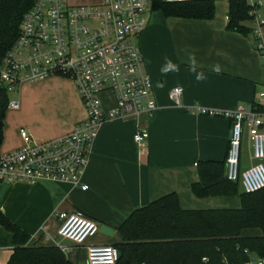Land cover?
Wrapping results in <instances>:
<instances>
[{
  "label": "crops",
  "instance_id": "0c3cea01",
  "mask_svg": "<svg viewBox=\"0 0 264 264\" xmlns=\"http://www.w3.org/2000/svg\"><path fill=\"white\" fill-rule=\"evenodd\" d=\"M67 2L97 5L102 0ZM248 2L255 7L254 18L244 23L251 30L248 35L227 30L228 0L216 1L213 20L168 18L160 10L149 11L147 27L137 44L153 85L155 113L106 123L79 186L53 180L0 182V207L31 235L30 245L57 246L71 264H87V246L121 243V223L135 209L165 195L177 194L184 210L240 208L238 196L201 198L193 193L199 163L226 161L231 121L189 109L233 111L254 103L264 106V98L259 97L264 92V56L258 47H264V0ZM176 87L183 90L180 106L170 97ZM99 97L104 110L116 107L111 91ZM10 99L19 108L6 112L1 156L24 145L21 129L40 143L71 133L89 116L76 84L59 76L24 83ZM142 127L149 138L139 145L134 137ZM254 163L253 147L245 133L241 167L248 169ZM239 189L243 192L241 186ZM76 211L100 227L84 245L59 235L62 221L57 213ZM243 235L260 236L262 231L250 229ZM12 241V233L0 225V264L8 263ZM258 260L254 255L251 261Z\"/></svg>",
  "mask_w": 264,
  "mask_h": 264
},
{
  "label": "built area",
  "instance_id": "2783aa9c",
  "mask_svg": "<svg viewBox=\"0 0 264 264\" xmlns=\"http://www.w3.org/2000/svg\"><path fill=\"white\" fill-rule=\"evenodd\" d=\"M151 0H102L97 5H70L67 0H35L24 15L20 35L0 68L1 81L10 94L22 84H33L59 76L73 81L88 111V119L58 139L35 142L25 129L19 131L24 145L0 157V182L34 184L41 180L81 185V176L102 127L111 121L131 117H151L157 110L153 85L145 70V60L134 41L146 29ZM259 21V20H258ZM264 56V47L259 44ZM111 91L116 107L104 110L100 94ZM183 90L170 92L181 105ZM264 98V92L259 94ZM9 108L19 103L10 101ZM201 115L231 121L226 156V177L239 183L243 192L264 189V106L254 103L233 111L189 109ZM247 133L255 161L241 167L243 137ZM149 132L142 127L135 142L143 144ZM83 190L87 186L82 187ZM62 225L59 235L76 245H84L99 232V225L82 212L57 213ZM119 251L113 245L87 246V264H118ZM247 264H264V259Z\"/></svg>",
  "mask_w": 264,
  "mask_h": 264
},
{
  "label": "trees",
  "instance_id": "16d2710c",
  "mask_svg": "<svg viewBox=\"0 0 264 264\" xmlns=\"http://www.w3.org/2000/svg\"><path fill=\"white\" fill-rule=\"evenodd\" d=\"M217 0H151L152 11L168 18L213 20ZM35 0H0V68L19 38L24 15ZM227 30L248 35L244 26L254 18L248 0H228ZM8 86L0 77V150L9 108ZM1 157V155H0ZM199 180L192 185L197 197L238 196L239 209L184 210L177 194L165 195L135 209L120 225L118 264H247L254 255L264 259V189L241 192L239 183L226 177L225 162L198 164ZM0 225L13 235L7 264H71L57 246L30 245L31 235L14 224L0 207ZM259 229L260 236H244Z\"/></svg>",
  "mask_w": 264,
  "mask_h": 264
},
{
  "label": "water",
  "instance_id": "95a60500",
  "mask_svg": "<svg viewBox=\"0 0 264 264\" xmlns=\"http://www.w3.org/2000/svg\"><path fill=\"white\" fill-rule=\"evenodd\" d=\"M164 1H166V2H175V1H183V0H164ZM105 228H107V227H105Z\"/></svg>",
  "mask_w": 264,
  "mask_h": 264
},
{
  "label": "rangeland",
  "instance_id": "374dc122",
  "mask_svg": "<svg viewBox=\"0 0 264 264\" xmlns=\"http://www.w3.org/2000/svg\"><path fill=\"white\" fill-rule=\"evenodd\" d=\"M68 1V0H67ZM69 3V2H68ZM70 4V3H69ZM71 5V4H70ZM134 41H136V43H137V38L136 39H134ZM14 94H11V96H13Z\"/></svg>",
  "mask_w": 264,
  "mask_h": 264
},
{
  "label": "clouds",
  "instance_id": "9594fccd",
  "mask_svg": "<svg viewBox=\"0 0 264 264\" xmlns=\"http://www.w3.org/2000/svg\"><path fill=\"white\" fill-rule=\"evenodd\" d=\"M217 71L219 70V67L217 66V69H216Z\"/></svg>",
  "mask_w": 264,
  "mask_h": 264
}]
</instances>
